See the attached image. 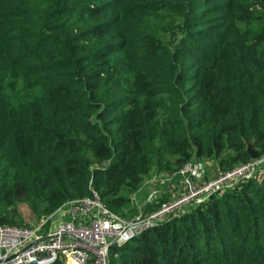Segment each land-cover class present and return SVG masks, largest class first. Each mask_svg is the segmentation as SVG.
<instances>
[{
	"label": "trees",
	"instance_id": "16d2710c",
	"mask_svg": "<svg viewBox=\"0 0 264 264\" xmlns=\"http://www.w3.org/2000/svg\"><path fill=\"white\" fill-rule=\"evenodd\" d=\"M201 1L0 0V224L55 219L90 181L127 216L158 172L204 158L228 171L248 142L264 153V0ZM254 185L112 245L108 263L264 264Z\"/></svg>",
	"mask_w": 264,
	"mask_h": 264
},
{
	"label": "built area",
	"instance_id": "2783aa9c",
	"mask_svg": "<svg viewBox=\"0 0 264 264\" xmlns=\"http://www.w3.org/2000/svg\"><path fill=\"white\" fill-rule=\"evenodd\" d=\"M262 165L264 155L228 171L219 169L215 172L211 169L213 177H207L208 181L197 187L193 178L198 181L211 167L207 163L205 166L204 161L191 160L182 168L161 175L168 184L175 182L177 186L186 187L187 191L180 193L174 201H162L149 215L144 216L143 208L154 203L162 194H168L167 191L153 189L159 182V176L154 174L141 187L143 190L145 185L152 186L144 196L143 203L132 197L138 211L133 219H125L111 211L90 181L88 195L66 201L55 211V217L63 212L67 218L59 219L53 226L46 228L49 217L32 226L0 224V264H53L57 259L64 264H109L108 254L112 245L119 247L144 230L161 224L168 219H165L168 213L178 212L177 206L191 196L219 190L230 182L233 186L239 181H247L260 171ZM138 225L141 227L139 231L136 230Z\"/></svg>",
	"mask_w": 264,
	"mask_h": 264
},
{
	"label": "rangeland",
	"instance_id": "374dc122",
	"mask_svg": "<svg viewBox=\"0 0 264 264\" xmlns=\"http://www.w3.org/2000/svg\"><path fill=\"white\" fill-rule=\"evenodd\" d=\"M211 3H212L211 0L206 1V3L204 2V0L201 1V5L202 6L211 5ZM170 13H171L170 14L171 17L174 18V13L173 12H170ZM214 15H215L214 13L211 14V16H214ZM76 17H77V15H74L72 18H76ZM94 19L95 18L92 17L90 14H85V15H82L81 16V18L79 20V23L82 24V25L90 24ZM198 46L199 45H197L196 47L195 46H190L189 48L192 49L195 52H198V51L201 50V49H198ZM62 57L63 56H61V55H57L56 56L57 59H61ZM97 61H101V60H97ZM248 143H252V142H248ZM255 148L259 151L258 156L256 158H251L250 155H249V153L247 152L248 155H249V159L248 160H245L246 162L247 161H251V160H255L258 157L264 155V153H261L260 152V150L258 149V147L255 146ZM204 161H207V159L204 158ZM242 163H244V162H242ZM204 164L206 166V162H204ZM211 169L212 168H210L209 172L206 175H204L203 177L198 178V181L196 180V178H193L192 181L194 182V184L197 187H198V185H201L202 183L207 182L208 181L207 180V177L209 179H211L213 177L212 176L213 175V171ZM260 169H261L260 172L254 173L247 180L254 179L255 180V185L262 184V181L264 180V165H262L260 167ZM167 174H170V173H166V172H158L157 173L156 176H159V182L154 186L153 189L157 188L161 192H166L167 191L166 193H168V194H165L163 196V200H165V201H174V200L177 199V197L179 196L180 193L187 191V188L186 187L177 186V184L175 182H172L171 184H168V182L166 180L164 181L162 179V176H161V175H167ZM255 185H254V187H255ZM232 187H233L232 186V183L230 182L228 184L223 185L219 190L218 189L217 190H212V191L206 192L205 194H202V195H194V196H191L186 202H184V203L180 204L179 206H177L178 212H176L175 214L173 212L172 213H168L165 216V219L166 218H169V217H172L173 215H180L182 213L183 214L184 213H188L189 211H192V210L194 211L197 207H199L200 205H203L206 201H208L212 196L219 195V193H223L225 190H229ZM151 188H152V186L145 185L142 191L144 193V192H146L147 190H149ZM144 195H146V193H144ZM145 198L146 197L142 198V200L139 201V202L140 203L141 202L143 203V200ZM155 207L156 206L153 207L152 205L149 206L148 209H147V211L146 212H143L144 216L149 215L151 213L152 209H156ZM19 211L21 213L22 219L24 220V223H27V222L31 221L32 216H31L30 210L27 207V205H26L25 202H21L20 203V205H19ZM175 211H177V210H175ZM137 215H138V211L135 212V213L133 212L132 214H128L127 216H124V217H125V219H133ZM66 218H67L66 214L62 212V213H60L59 216H56L55 219H51V221L47 222L46 228L55 225L56 222L59 221V219L65 220ZM32 223H34V220L32 221ZM140 229H141V227H140V225H138L137 228H136V230L139 231Z\"/></svg>",
	"mask_w": 264,
	"mask_h": 264
},
{
	"label": "water",
	"instance_id": "95a60500",
	"mask_svg": "<svg viewBox=\"0 0 264 264\" xmlns=\"http://www.w3.org/2000/svg\"><path fill=\"white\" fill-rule=\"evenodd\" d=\"M246 150L251 158H256L259 154V151L255 148V146L252 143H247ZM44 238L47 239L48 237H44Z\"/></svg>",
	"mask_w": 264,
	"mask_h": 264
},
{
	"label": "crops",
	"instance_id": "0c3cea01",
	"mask_svg": "<svg viewBox=\"0 0 264 264\" xmlns=\"http://www.w3.org/2000/svg\"><path fill=\"white\" fill-rule=\"evenodd\" d=\"M148 191V190H147Z\"/></svg>",
	"mask_w": 264,
	"mask_h": 264
}]
</instances>
